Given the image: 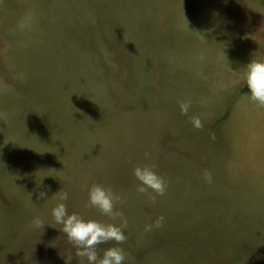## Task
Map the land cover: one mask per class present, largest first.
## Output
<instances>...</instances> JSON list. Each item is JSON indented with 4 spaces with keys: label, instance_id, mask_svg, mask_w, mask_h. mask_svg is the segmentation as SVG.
<instances>
[{
    "label": "rangeland",
    "instance_id": "obj_1",
    "mask_svg": "<svg viewBox=\"0 0 264 264\" xmlns=\"http://www.w3.org/2000/svg\"><path fill=\"white\" fill-rule=\"evenodd\" d=\"M252 58L264 0H0V264H82L51 209L119 224L87 206L92 184L127 220L101 255L264 264V106L241 91ZM143 165L163 195L137 192Z\"/></svg>",
    "mask_w": 264,
    "mask_h": 264
},
{
    "label": "clouds",
    "instance_id": "obj_2",
    "mask_svg": "<svg viewBox=\"0 0 264 264\" xmlns=\"http://www.w3.org/2000/svg\"><path fill=\"white\" fill-rule=\"evenodd\" d=\"M243 81L248 89V99L259 106H264V59L252 58L243 66ZM189 105L182 102L180 109L182 114H187ZM195 128H200L201 122L198 117L192 118ZM145 157L149 153H144ZM132 174L138 181L136 190L144 193L151 189L158 195H163L166 190V182L158 175L154 167L149 165L136 166ZM205 179L210 183L211 174L206 173ZM37 199H47V190L40 185L35 190ZM68 193L60 194L59 200L66 201ZM119 197L111 187L102 184H92L87 189V206L97 209L102 215L115 220L120 218V223H104L95 219H86L75 212L69 213L63 202H59L51 209V216L59 230L63 232L68 242L76 249L75 255L82 264H124L125 252L119 246L104 249L102 255L98 253L97 246L108 241H115L116 245L123 243L127 237L124 229L127 228V220L123 213L115 210V204ZM164 217H158L153 224L145 225V230L150 231L153 227L162 226ZM30 224L35 229H43L46 224L41 217L33 216ZM50 226V225H49Z\"/></svg>",
    "mask_w": 264,
    "mask_h": 264
},
{
    "label": "trees",
    "instance_id": "obj_3",
    "mask_svg": "<svg viewBox=\"0 0 264 264\" xmlns=\"http://www.w3.org/2000/svg\"><path fill=\"white\" fill-rule=\"evenodd\" d=\"M242 92H245V93H248V89L246 86H244L242 89H241Z\"/></svg>",
    "mask_w": 264,
    "mask_h": 264
}]
</instances>
